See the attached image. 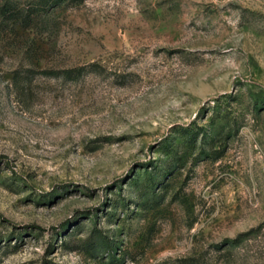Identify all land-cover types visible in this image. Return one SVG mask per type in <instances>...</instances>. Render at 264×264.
Instances as JSON below:
<instances>
[{
	"label": "rangeland",
	"instance_id": "374dc122",
	"mask_svg": "<svg viewBox=\"0 0 264 264\" xmlns=\"http://www.w3.org/2000/svg\"><path fill=\"white\" fill-rule=\"evenodd\" d=\"M0 264H264V0H0Z\"/></svg>",
	"mask_w": 264,
	"mask_h": 264
},
{
	"label": "trees",
	"instance_id": "16d2710c",
	"mask_svg": "<svg viewBox=\"0 0 264 264\" xmlns=\"http://www.w3.org/2000/svg\"><path fill=\"white\" fill-rule=\"evenodd\" d=\"M26 17H28V15L26 16ZM73 71L72 70H67V71H65L64 73H66V74H71ZM40 73H44V74H54L55 72H47V71H42V72H40Z\"/></svg>",
	"mask_w": 264,
	"mask_h": 264
}]
</instances>
